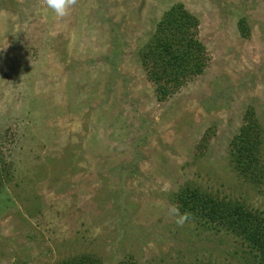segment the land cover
<instances>
[{
  "label": "rangeland",
  "instance_id": "374dc122",
  "mask_svg": "<svg viewBox=\"0 0 264 264\" xmlns=\"http://www.w3.org/2000/svg\"><path fill=\"white\" fill-rule=\"evenodd\" d=\"M179 5L206 50L161 101L145 50ZM249 118L245 176L232 154ZM1 175L0 264H259L167 209L189 189L264 220V0H76L63 19L0 0Z\"/></svg>",
  "mask_w": 264,
  "mask_h": 264
},
{
  "label": "trees",
  "instance_id": "16d2710c",
  "mask_svg": "<svg viewBox=\"0 0 264 264\" xmlns=\"http://www.w3.org/2000/svg\"><path fill=\"white\" fill-rule=\"evenodd\" d=\"M196 17L185 10L183 5L173 7L157 27L154 37L146 48L145 65L151 66L150 81L156 86L160 100L166 99L171 91L180 89L185 80L195 75L203 66V51L197 42L199 28ZM195 61H197L195 63ZM193 67H196L194 73ZM246 121V120H245ZM240 138L234 143V162L242 174L250 175L256 168V150L260 144L259 125L249 118ZM3 174V173H2ZM0 176V181H1ZM3 178V177H2ZM0 182V191L2 189ZM181 212H189L187 221L214 227L219 233L226 232L250 244L257 252L259 264H264V220L255 211H248L228 199L217 201L199 191L184 189L175 197ZM59 264H102L90 256L63 261Z\"/></svg>",
  "mask_w": 264,
  "mask_h": 264
},
{
  "label": "clouds",
  "instance_id": "9594fccd",
  "mask_svg": "<svg viewBox=\"0 0 264 264\" xmlns=\"http://www.w3.org/2000/svg\"><path fill=\"white\" fill-rule=\"evenodd\" d=\"M76 3V0H45L46 7L52 10L58 19H63L70 14L72 6ZM52 37L58 35L57 30H53L49 33ZM168 214L175 218V224L178 227H182L185 222L190 218L189 212H181L178 204H171L168 206Z\"/></svg>",
  "mask_w": 264,
  "mask_h": 264
}]
</instances>
